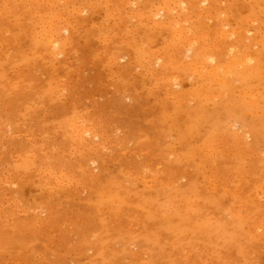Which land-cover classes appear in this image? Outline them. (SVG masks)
<instances>
[{"label":"rangeland","instance_id":"obj_1","mask_svg":"<svg viewBox=\"0 0 264 264\" xmlns=\"http://www.w3.org/2000/svg\"><path fill=\"white\" fill-rule=\"evenodd\" d=\"M0 264H264V0H0Z\"/></svg>","mask_w":264,"mask_h":264},{"label":"bare ground","instance_id":"obj_2","mask_svg":"<svg viewBox=\"0 0 264 264\" xmlns=\"http://www.w3.org/2000/svg\"><path fill=\"white\" fill-rule=\"evenodd\" d=\"M193 1V0H192ZM199 1V0H198ZM189 2V1H188ZM193 3V2H192ZM166 5V4H165ZM180 5V4H179ZM181 6V5H180ZM148 7V6H147ZM200 7V6H199ZM182 8H184V7H182ZM152 14V13H151ZM157 15H159V14H157ZM136 16V15H135ZM156 20V19H155ZM157 22V21H156ZM162 22V21H161ZM165 26V25H164ZM176 27V26H175ZM188 30V29H187ZM186 31V30H185ZM182 35V34H181ZM191 35V34H190ZM162 39V38H161ZM176 40V39H175ZM186 43V42H185ZM52 44V43H51ZM191 44V43H190ZM53 45V44H52ZM188 46V45H187ZM188 47H190V46H188ZM185 48V47H184ZM191 48V47H190ZM189 48V50L191 51H193V49L191 48L190 49ZM206 49V48H205ZM182 50V49H181ZM180 50V51H181ZM194 51H195V49H194ZM197 51V50H196ZM245 51V50H244ZM182 52V51H181ZM180 52V53H181ZM201 52V51H200ZM199 52V53H200ZM183 53V52H182ZM230 53H231V51H230ZM207 57V56H206ZM209 58H211V61L213 60V61H215V63H216V66H215V72H216V77H217V75L219 74V75H222L223 77H225V78H228L229 76L227 75V71L225 70V69H223L225 66V64L223 63V62H221V61H218V59H217V57L216 56H214V55H211ZM203 59V57L201 58V60ZM198 60V59H197ZM234 61H235V59H234ZM237 61V60H236ZM154 62V61H153ZM198 62V61H197ZM157 63V62H156ZM155 63V64H156ZM209 63V62H208ZM213 64V63H212ZM200 69V68H199ZM203 69V68H202ZM213 69V68H212ZM214 70V69H213ZM212 71V70H211ZM219 75H218V77H219ZM240 76V75H239ZM162 77V76H161ZM227 80V79H226ZM224 83V82H223ZM225 83H226V81H225ZM216 94V93H215ZM203 104V103H202ZM205 106V105H204ZM233 108V107H232ZM201 110V109H200ZM205 110V109H204ZM188 111V110H187ZM190 113V112H189ZM191 114V113H190ZM84 128V127H83ZM151 130V129H150ZM86 131V130H85ZM87 132V131H86ZM85 134V133H84ZM86 135V134H85ZM84 135V136H85ZM96 139V138H95ZM148 143V142H147ZM89 144V143H88ZM240 148V147H239ZM41 149V148H40ZM42 152V151H41ZM145 153V152H144ZM64 168V167H63ZM37 172H39V171H37ZM74 172V171H73ZM50 177V176H49ZM185 177V176H184ZM161 181H163V180H161ZM181 181V180H180ZM60 186V185H59ZM253 203V202H252ZM154 207V206H153ZM155 207H158V206H155ZM165 208V207H164ZM155 209V208H154ZM78 219V218H77ZM119 220V219H118ZM150 225V224H149ZM92 244V243H91ZM91 246V245H90ZM210 261V260H209Z\"/></svg>","mask_w":264,"mask_h":264}]
</instances>
